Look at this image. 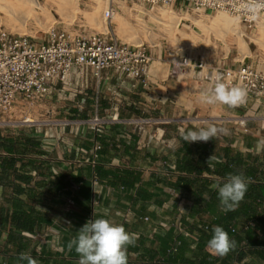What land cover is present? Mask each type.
Returning a JSON list of instances; mask_svg holds the SVG:
<instances>
[{
	"label": "crops",
	"instance_id": "1",
	"mask_svg": "<svg viewBox=\"0 0 264 264\" xmlns=\"http://www.w3.org/2000/svg\"><path fill=\"white\" fill-rule=\"evenodd\" d=\"M122 3L131 11L142 14L135 10V4L130 0H113L112 4L117 7V12L124 10ZM147 48L151 56L149 87L138 85L131 88V82L126 80L122 84L113 70H106L104 73L99 93L100 110L102 114L111 112L114 95L120 93L124 96L119 100L120 122L108 125L97 134L88 130L89 124L85 121L89 120L87 117L90 113L93 116L96 107L97 87L92 80L85 86L84 92L74 98L79 99L76 107L72 109L77 118L70 121L71 124L65 129L61 125L59 129L52 130L51 135L42 140V149L46 153L31 152L22 162L17 161L7 170L3 180L0 177V264H20V253L30 254L38 264H44L48 256H51L50 263L53 264H78L79 255L74 249L69 250L65 241L67 237L71 240L77 235L81 227L79 220L93 219L94 215L124 226L129 234L137 237V245L143 241L139 249H130V245L127 246V264H223V257L213 256L207 251V243L200 249V233L189 227L190 222H198L200 219L213 227L216 215L207 212L197 216L191 210L194 188L186 185L176 187L180 176L177 161L184 154L182 147L185 143L180 137L179 129L184 128L187 131L208 125L216 126L219 131L214 139L192 142L191 145L202 142L212 144V160L216 166L226 160L225 149H228V155L242 158L243 164L234 162L233 168L242 169L246 164H256L258 177L247 176L246 180L260 182V187L254 186L256 190L254 189L253 194L258 199L264 197L262 121H249L247 131L237 123L242 116L261 115L264 112L257 93L252 92V95L247 96L245 104L234 108L226 105H202L196 100L200 90L206 87L212 76L219 74L223 77L224 70L237 68L241 62H247L250 56L239 59L237 44L231 57L229 54L225 56L222 50L220 52L216 48L209 58L202 53V48L197 47L196 50L189 51L194 66L184 67L180 66L183 53L174 51L165 55L161 49ZM201 59L206 62L203 68L195 66ZM251 63L263 64L260 61ZM131 119L144 121L135 126ZM78 130L81 133L87 131L88 134L78 135ZM27 131L25 128L20 132H4L0 129V135L16 137L31 134ZM161 133L162 137L158 138ZM95 139L103 144L98 165L109 172L121 174L123 179L117 180L110 175L101 178L95 172L94 166L89 163L92 157L90 147ZM80 153L87 158L82 164H75ZM30 156L38 159L36 165L25 164ZM47 159L50 160L48 164H40ZM1 172L0 166V174ZM131 174L135 176L130 177ZM64 175L65 181L69 182L68 187L71 182L78 180L79 184L86 180L91 182L92 198L90 202H86L91 208L89 213L84 212L82 203L75 198L73 211H65V197L71 193L68 187L67 191L60 193L58 202L52 195L44 192L48 185L53 186ZM24 176H29V181H25ZM128 176L129 179L132 178V182L127 181ZM211 177L219 178L212 182V190H216L214 185L225 181L216 174ZM16 183L38 193L35 198L37 201L34 202L36 210L39 215L43 213L46 216L47 213L53 221L52 224L39 223L34 231L12 227L10 198L14 194L12 184ZM130 183H134L132 187H129ZM140 193L145 197L140 196ZM205 195L210 197L208 192ZM21 197L29 201L27 194L23 193ZM251 200L244 199L246 203L252 202ZM257 204L258 212L264 209V201ZM145 215H149L151 221L144 220L142 217ZM179 216L187 230L196 238L180 234L179 252L176 255H167V249L177 234L173 227L164 229L159 224L164 220L173 222ZM249 217L255 221V226L251 227L252 234L264 235V225L255 216H246L239 220ZM246 243L247 240H243L242 244ZM242 261L243 264H264L263 259L251 253H246Z\"/></svg>",
	"mask_w": 264,
	"mask_h": 264
},
{
	"label": "built area",
	"instance_id": "2",
	"mask_svg": "<svg viewBox=\"0 0 264 264\" xmlns=\"http://www.w3.org/2000/svg\"><path fill=\"white\" fill-rule=\"evenodd\" d=\"M111 3L104 11L103 17L111 21L117 12V7ZM135 4V10L144 15L153 12L157 7H170L179 13L210 14L223 11L234 17L243 26V35L257 28L258 23L264 19V9L255 14L242 7L247 0H130ZM178 7V8H177ZM148 46L144 42L123 41L106 32H68L57 26H51L43 39H36L28 34L8 32L0 29V129L12 124L5 116L12 113L21 104L28 108L46 103L52 98L58 100H72L83 93L89 83L94 80L97 87L95 112L85 123L89 124L88 130L95 134L103 131L108 125L121 121L120 102L124 96L120 93L114 95L112 111L102 114L99 106L100 85L106 70L117 73L121 83L129 80L130 87L138 85L149 87L151 78L149 64L151 56ZM246 57V56H245ZM180 66L192 65L189 52H184L180 59ZM199 68L206 66L201 59L197 65ZM91 79V80H90ZM223 79L233 84L243 85L247 89V96L256 92L262 106H264V64L241 62L237 68L224 70ZM86 86V87H85ZM117 98V99H116ZM245 104V103H244ZM27 115L28 112H25ZM260 119L264 129V112L261 115L240 117L237 123L248 130V122ZM144 120L131 119L135 126H139ZM34 120L27 116L23 121L29 126ZM70 121L62 122L63 128L70 125ZM30 130H28L29 132ZM78 135L86 136V132ZM35 134L41 139L47 138V132H40L35 128ZM45 134V135H44ZM162 137V133L158 138ZM44 147V144H43ZM103 144L95 139L90 147V164L95 166L100 158ZM80 188L79 183L71 182L68 190L71 191L65 197V211L72 212L75 208L74 193ZM264 201L260 197L258 202ZM130 214V213H128ZM128 218L129 215H126ZM151 221L149 215L142 217ZM214 220V217L211 216ZM162 228L173 227L176 236L167 249V255H176L181 245L180 234L196 236L191 233L182 222V217H177L173 222L166 220L159 224ZM255 226L254 218L236 224L232 232L238 229ZM209 228V224H205ZM237 257L232 264H242Z\"/></svg>",
	"mask_w": 264,
	"mask_h": 264
},
{
	"label": "trees",
	"instance_id": "3",
	"mask_svg": "<svg viewBox=\"0 0 264 264\" xmlns=\"http://www.w3.org/2000/svg\"><path fill=\"white\" fill-rule=\"evenodd\" d=\"M43 148V142L40 136L35 134V131H31V134L21 135L13 137L11 135H0V166L2 172L0 177H5L4 173L12 168L17 161H23V158L29 155L31 152H40L41 154L46 153ZM5 154H2V152ZM183 155L180 160L177 161V170L180 171V176L177 179L176 187L187 186L193 187V205L191 210L197 216L206 214L207 212L213 213L216 215V219L214 220V226H222L229 234L230 239H234L236 241V248L230 251L226 256L223 257V264H232V260L234 258H238L242 261L243 257L246 253L256 254L260 259L264 260V235L255 236L252 233V228L249 227L247 229H238L237 232H232L233 227L238 224L242 217L246 216H255L262 225H264V209L258 212V196L254 193L255 187H260V182H253L251 180H247L248 188L247 192L243 198V200L239 203L238 207L234 211L223 212L221 210L220 202L218 199L217 190H212L210 188L212 182L217 181L219 178H212V174L218 175L221 179H226L229 173L238 174L243 173L244 177L247 176L250 178L258 177V169L255 164H249L242 168H233L232 164L234 162H240L243 164L242 158L238 156L232 157L228 155V149H225V161L220 163V165L216 166V163L212 160V155L214 152V146L212 144L205 143H197L194 146L191 143L185 142L182 147ZM211 156V159L209 157ZM219 156V155H218ZM240 158V159H239ZM50 160L47 159L45 161H41L40 164H48ZM38 163V159L36 157L30 156L29 161L25 162V164L36 165ZM47 167H49L47 165ZM95 172L101 177L105 178L107 176H111L117 180L123 179L122 175L117 172H109L105 170L103 166H99L98 163L94 166ZM49 172V171H48ZM206 173L208 175H206ZM51 173H48L50 175ZM17 175V174H16ZM19 175H17L18 177ZM135 175H130L133 177ZM21 177V175L19 176ZM23 177V176H22ZM25 181H29V176H24ZM66 176H62L57 180L53 186H47L44 192L52 195V198L58 202V198L60 197V193L63 191H67V187L69 182L65 181ZM128 182H132V178L129 179L127 177ZM78 180L77 183H79ZM125 183V181H124ZM127 183V182H126ZM255 183V184H254ZM134 183H130L129 187H132ZM14 194L11 195V224L12 227L16 229L34 231L35 227L40 224H52L50 216L46 213V216L41 213L39 215L35 206V198L38 196V193L35 190L26 189L21 184H12ZM80 185V188L76 193H74L73 197L82 203V207L84 212L89 213L91 208L87 206L86 202H90L92 198V184L90 181H84ZM128 186V184H126ZM255 186V187H254ZM208 192L210 195L209 198L203 199L204 193ZM25 193L27 194L29 201H25L21 195ZM42 196V194H41ZM140 196L145 197L144 195ZM83 198L84 201L81 199ZM251 198L252 202L246 203L244 199ZM260 198V197H259ZM37 201V200H36ZM41 201V200H40ZM61 202V201H60ZM257 202V203H256ZM9 214V210L6 209ZM7 218V216H6ZM103 218L102 216L94 215L93 219ZM87 219L79 220V225L82 226ZM205 222L200 219L198 222H190L189 227L191 230L198 231L200 233V243L199 247H202L207 243V241L212 236L213 227L209 225V228H205ZM243 240H247L246 245H243ZM70 241L69 237L66 238L65 244L68 245ZM142 242H139V245L132 244L129 246L130 249H139V246H142ZM51 256L46 258L44 264H53L50 263ZM64 259V258H62ZM70 264V263H69ZM243 264V263H242ZM247 264V263H244Z\"/></svg>",
	"mask_w": 264,
	"mask_h": 264
},
{
	"label": "rangeland",
	"instance_id": "4",
	"mask_svg": "<svg viewBox=\"0 0 264 264\" xmlns=\"http://www.w3.org/2000/svg\"><path fill=\"white\" fill-rule=\"evenodd\" d=\"M2 1L9 4L16 3V0ZM39 1L44 10L43 8L35 6L38 21L32 17L27 18L21 27H15L6 15L1 14L0 29L17 34H28L36 39H43L51 26H57L68 32L86 33L106 32L110 29L111 34L120 40L135 43L142 41L149 48L161 49L165 55H169L174 51H178L179 53L189 52L196 50L198 47L202 48V53L209 58L212 57V53L216 48L220 52L222 50V54L225 56L229 54V57H231L239 38L231 32H228L225 36L226 42L229 45L228 49L220 34L213 30L206 32L202 28V22L210 25L212 17L219 12L198 15L179 13L178 10H172L170 7H157L153 12L143 15L131 11L129 7L122 3L124 10L116 12V15L111 21H106L103 13L109 7L111 0H79V9L75 13V18L68 19L64 18L58 11V6L54 0ZM162 9L176 13L179 18L184 17L182 20L180 19L179 28L174 31L175 39H172L173 36L169 37V31L166 30L163 23L156 21L155 16H159ZM262 20L264 21V19ZM237 23L239 24L238 21ZM239 25L243 30V26L241 24ZM261 30L260 24L258 23L257 28L252 30V32H248L247 35H243L249 47L244 53V56H250L247 62L260 61L264 64V31L262 32ZM255 39H258L262 43H255ZM244 56L240 52L238 58L242 59ZM78 101L79 99L77 98L63 101L54 97L46 103L31 108L21 104L12 113L5 116L7 120H12V124L1 129L4 132L6 130L8 132H20V130L25 128L31 132L37 128L43 133L48 131L47 137H49L52 130L54 131L61 127L62 122L72 121L77 118L73 114L72 109L76 107ZM25 112H28V114L26 115ZM27 116L34 120L30 126L23 123ZM90 117H92L91 113L87 118ZM80 154L82 155L83 153ZM81 155L77 157L78 161H75V164H82L87 158L85 154H83L84 157Z\"/></svg>",
	"mask_w": 264,
	"mask_h": 264
},
{
	"label": "clouds",
	"instance_id": "5",
	"mask_svg": "<svg viewBox=\"0 0 264 264\" xmlns=\"http://www.w3.org/2000/svg\"><path fill=\"white\" fill-rule=\"evenodd\" d=\"M242 7L255 14L264 9V0H247ZM247 89L240 84L225 82L223 77L216 74L210 82L200 90L196 100L202 105H226L230 108L238 107L246 102ZM218 128L214 125L199 127L198 130L179 129L183 142H207L217 136ZM211 159V156L208 160ZM218 193L221 210L234 211L243 200L248 183L243 173H229L222 183L214 185ZM206 199V195L202 197ZM137 237L129 234L124 226L112 223L105 218L87 220L68 242V249H74L79 255L78 264H127V246L134 244ZM207 251L213 256L224 257L236 248V241L230 239L228 232L215 225L212 236L207 241ZM20 264H38L37 260L28 253H20Z\"/></svg>",
	"mask_w": 264,
	"mask_h": 264
},
{
	"label": "bare ground",
	"instance_id": "6",
	"mask_svg": "<svg viewBox=\"0 0 264 264\" xmlns=\"http://www.w3.org/2000/svg\"><path fill=\"white\" fill-rule=\"evenodd\" d=\"M54 2L57 4L58 11L63 15L64 18H75V13L79 9V0H54ZM35 6L43 8L39 0H16L15 4H9L0 0V18L1 14H4L11 21L13 26L21 27L27 18L32 17L38 21V15L35 12ZM155 18L157 22L163 23L165 25L166 30L169 31V37L173 36L172 39H175L174 31L179 28L180 19L182 20L184 17L179 18L176 13L162 9L161 14L159 16H155ZM211 20L212 21L210 25L202 22V28L206 32H208V30H213L220 34L228 49L229 45L225 39L226 34L231 32L233 35L239 37L237 47L244 56V53L249 49V47L243 38V30L240 28V25L237 23L236 19L223 11H219V13L214 15ZM259 24L260 28L262 29L261 31L263 32L264 21L261 20ZM255 43L261 44L262 42L258 39H255Z\"/></svg>",
	"mask_w": 264,
	"mask_h": 264
}]
</instances>
